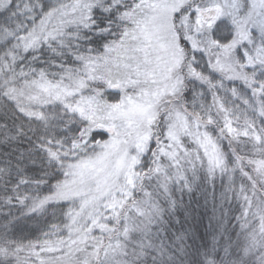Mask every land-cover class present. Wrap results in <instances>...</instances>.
Here are the masks:
<instances>
[{
	"label": "snow or ice",
	"instance_id": "snow-or-ice-1",
	"mask_svg": "<svg viewBox=\"0 0 264 264\" xmlns=\"http://www.w3.org/2000/svg\"><path fill=\"white\" fill-rule=\"evenodd\" d=\"M201 166L264 264V0H0V264L163 257L150 181Z\"/></svg>",
	"mask_w": 264,
	"mask_h": 264
},
{
	"label": "trees",
	"instance_id": "trees-1",
	"mask_svg": "<svg viewBox=\"0 0 264 264\" xmlns=\"http://www.w3.org/2000/svg\"><path fill=\"white\" fill-rule=\"evenodd\" d=\"M242 183L238 172L230 180L228 173L210 175L206 166L189 169L186 180L173 179L167 191L159 178L150 181L160 207L150 235L166 254L147 257L148 264H236L246 244Z\"/></svg>",
	"mask_w": 264,
	"mask_h": 264
}]
</instances>
